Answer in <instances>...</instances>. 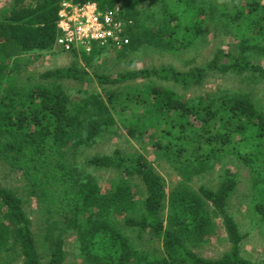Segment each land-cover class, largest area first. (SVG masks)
Returning <instances> with one entry per match:
<instances>
[{
    "label": "trees",
    "instance_id": "trees-1",
    "mask_svg": "<svg viewBox=\"0 0 264 264\" xmlns=\"http://www.w3.org/2000/svg\"><path fill=\"white\" fill-rule=\"evenodd\" d=\"M170 1L36 0L33 4L32 0H10L0 9V158L12 170L20 172L25 181L21 187L23 198L0 185V264H6L9 252L16 250H20L24 264H63L65 235L72 232L76 234L85 264H264V260L253 262L239 255L246 236L240 234L227 211L238 184L232 171H224L215 189L202 186L198 192H192L182 181L166 202L165 183L139 154L115 149L109 155H94L84 160L95 169H112L122 174L107 193H101L98 180L86 174L76 162L78 146L91 144L102 131L114 125L111 110L126 108L131 103L143 112L137 120H132L138 122V127L124 125L127 133L134 136L135 132L143 134L142 130L149 126L167 125L168 129L159 131L163 130L169 140L165 144L157 143L156 153L170 156L174 167L187 171L186 176L211 168L212 161L224 160L225 148L231 142L226 123L241 124V129H246L242 139L253 152L237 156L249 170L251 200L264 220V170L259 160L263 152L258 150L264 145V115L247 97L219 95L211 99L209 95H201L184 101L169 88L151 83L141 91L128 85L124 91H118L119 88L110 91L107 106L97 95L85 93L79 99H69L59 82L71 79L115 86L155 77L187 88L200 85L209 72L260 70L250 65L247 51L264 53V16L256 23L249 21L253 18L251 13L264 9V0H251L249 9L242 7L235 14L221 9L209 15L197 0H174L169 4ZM63 2H94L100 10L120 6L122 18L132 24L128 29L129 47L142 40L164 51L179 53L195 43L209 21H217L219 25L229 22L238 36H244L247 31L253 34L239 43V55L220 50L205 66L185 73L172 68H151L111 78L92 76L72 65L41 73L38 77L43 82L35 88L10 89V82L5 80L18 73L16 68L23 55L54 49L58 11ZM156 5L161 6L158 17L152 9ZM184 16L188 24L183 23ZM250 24H253L251 29ZM97 53L81 54L89 60ZM217 123L220 129L214 128ZM131 180H136L140 188L131 185ZM132 187L141 190L142 200L135 199ZM31 198L39 207L38 234L34 233L24 210ZM166 205L169 211L164 218ZM212 218L222 219L231 248L217 259H204L193 253L185 241L193 237L200 241L212 233ZM125 231L135 233L138 239L148 236L160 241L163 257L152 258L149 251L135 248Z\"/></svg>",
    "mask_w": 264,
    "mask_h": 264
},
{
    "label": "rangeland",
    "instance_id": "rangeland-1",
    "mask_svg": "<svg viewBox=\"0 0 264 264\" xmlns=\"http://www.w3.org/2000/svg\"><path fill=\"white\" fill-rule=\"evenodd\" d=\"M173 1L171 0L169 4L173 3ZM9 2L10 0H0V9L7 6ZM35 2L36 0H32L33 4ZM197 2L204 8L206 15H209L211 11L216 13V11L221 9L227 10L228 14H235L242 7L246 8L245 10L249 9L248 6L252 4L251 0H197ZM152 9L158 17L157 14L161 10V6L156 5ZM251 16L253 18L249 21L253 20L256 23V21L263 18L264 9H261V12L251 13ZM184 17L183 23L188 24V18L186 16ZM227 23L228 25L222 23L221 26L217 21H209L195 43L179 53L164 51L155 46L142 43V40H139V43L129 47L130 38L129 43L121 49L114 47L106 49L95 48L93 52L98 53L89 60L85 59L81 53L73 55L63 52L56 47L51 51L53 53L47 51L28 53L23 55L21 64L16 68V72L18 73H15L14 77H11V79L8 78L5 81L10 82L8 84L10 89L11 87H18L29 90V88H35L43 82L38 77L41 73L57 68L66 69L72 67V65L77 70H86L89 75L93 76L97 74L111 78L120 74L151 68L157 70L172 68L177 72L185 73L205 66L213 59L217 51H234L235 55H239V43L243 39H248L250 37L249 34H253V32L247 31L244 36H238L235 34L234 27L229 22ZM252 27L253 24L248 25V28L251 29ZM247 55L250 65L258 67L260 69L259 71L247 70L240 73L230 72L227 74H222L218 71L209 72L200 85L187 88L173 81L157 79L155 77L149 79L138 78L115 86L100 85L95 81L80 83L71 79H62L59 82L69 99H79L86 93V95H97L106 105L110 91L118 88V91H124L127 87L126 85L136 91H141L147 84L151 83L169 88L184 101L193 100L201 95H209L211 99H215L219 95L228 97L245 96L264 115V53L249 50L247 51ZM15 100L18 101L16 97ZM141 110V107L132 103L128 104L126 108L122 109L120 106L111 110L110 114L113 116L114 125L102 131L95 137L94 142L91 144L77 147V157L75 159L77 160L78 166L86 174L98 180L101 193H107L123 177L122 174L112 169H95L85 164L84 160L94 155H109L115 149H120L126 153L139 154L147 159L165 183L167 192L166 202L170 198L175 186L182 181L186 182L187 187L192 192H198L202 186L215 189L220 184V177H223L224 171H232L237 175L238 184L236 191L228 201L227 211L232 216L240 234L246 236L240 245L239 255L253 262L263 261L264 220L262 215L254 208L251 200L253 191L249 183V170L238 157L239 155L253 152V149L250 150L249 146H246L247 143L242 139L246 129H241L243 127L241 124L227 122L226 126L230 131L229 134L231 133L229 136L231 142L225 148L224 160L212 161L211 168L198 174L186 176L187 171H180L174 167L171 163L170 156H162L161 153H156L158 149L155 145L159 142L165 144L169 140L163 134V130L161 132L159 131L161 128L168 129L169 127L167 125L163 126V123H159L156 127L149 126L142 130L144 132L143 134L135 132L134 136H130L127 133V127H124V125H129L130 123L138 127V122L132 123V120L140 116V113L143 112ZM214 128L220 129L218 123L214 124ZM222 131L225 130L222 129ZM258 150L263 152V154H260L262 159H258L261 160L264 170V145L260 149L258 148ZM232 151H234V154L231 153ZM129 183L131 185L136 184L140 188V184L136 180H131ZM24 184L25 181L20 172L12 170L10 165L4 164L0 158V185L2 188L16 191L22 197L21 187ZM139 188L132 187L131 191L136 196L135 199L142 200L144 195L139 194L141 192ZM29 201L27 205H24V210L30 218L34 233L38 234L41 226L39 207L33 198ZM168 211L169 209L166 205L164 218H166ZM122 218L123 216L118 217V220L121 221ZM212 221L214 223V229L203 240L199 241L193 237V239L185 241V245L193 253L204 259H217L231 248L222 219L212 218ZM164 225H167L165 219ZM125 234L130 238L135 248L139 247V250L144 249V251H149L152 258L160 259L163 257V248L160 241H157L155 238L152 240L148 236H144L143 239H138L136 234L130 231H125ZM76 239L75 232L65 235L66 254L63 264H85L80 257ZM9 253L6 257V264H24L20 250H16L15 252L10 251Z\"/></svg>",
    "mask_w": 264,
    "mask_h": 264
},
{
    "label": "built area",
    "instance_id": "built-area-1",
    "mask_svg": "<svg viewBox=\"0 0 264 264\" xmlns=\"http://www.w3.org/2000/svg\"><path fill=\"white\" fill-rule=\"evenodd\" d=\"M120 6L100 10L97 3L63 2L58 11L55 47L66 53L91 54L95 48L121 49L129 43L131 21Z\"/></svg>",
    "mask_w": 264,
    "mask_h": 264
}]
</instances>
